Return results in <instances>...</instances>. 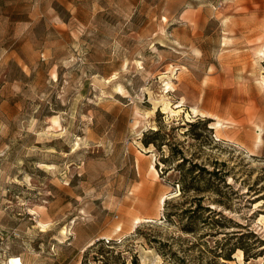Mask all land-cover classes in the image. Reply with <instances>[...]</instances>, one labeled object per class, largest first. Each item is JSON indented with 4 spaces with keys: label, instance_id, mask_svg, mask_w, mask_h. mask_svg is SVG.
<instances>
[{
    "label": "rangeland",
    "instance_id": "374dc122",
    "mask_svg": "<svg viewBox=\"0 0 264 264\" xmlns=\"http://www.w3.org/2000/svg\"><path fill=\"white\" fill-rule=\"evenodd\" d=\"M134 258L264 264V0H0V264Z\"/></svg>",
    "mask_w": 264,
    "mask_h": 264
},
{
    "label": "trees",
    "instance_id": "16d2710c",
    "mask_svg": "<svg viewBox=\"0 0 264 264\" xmlns=\"http://www.w3.org/2000/svg\"><path fill=\"white\" fill-rule=\"evenodd\" d=\"M147 143H148V141H146ZM151 142V141H150ZM149 142V143H150ZM195 172H197V175H196V177H199V176H201V175H203V174H209V175H211V176H216V175H218V171H212V170H208L206 167H201V166H199L198 164H194V166L193 167H191L190 169H189V173H195ZM182 184H183V191L184 192H186V191H188V190H190V188L191 187H193V186H191V185H187V184H185V181L184 180H182ZM200 199H202V197H199ZM205 210H207V211H209L210 213L209 214H213L212 216H214V215H218L214 210H212V208H210L209 206H206V207H203ZM210 215V216H211ZM219 217H221V216H219ZM218 217V218H219ZM218 218H216V219H218ZM193 221L194 220H191V222H190V224H188L187 226H186V229L188 230V231H194V226H193ZM133 264H138V262H137V259L136 258H134L133 259ZM124 264H127V262L126 261H124L123 262Z\"/></svg>",
    "mask_w": 264,
    "mask_h": 264
},
{
    "label": "bare ground",
    "instance_id": "6f19581e",
    "mask_svg": "<svg viewBox=\"0 0 264 264\" xmlns=\"http://www.w3.org/2000/svg\"><path fill=\"white\" fill-rule=\"evenodd\" d=\"M261 56V55H260Z\"/></svg>",
    "mask_w": 264,
    "mask_h": 264
}]
</instances>
